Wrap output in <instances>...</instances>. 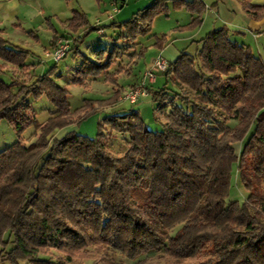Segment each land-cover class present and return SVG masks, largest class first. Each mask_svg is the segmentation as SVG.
I'll return each instance as SVG.
<instances>
[{
    "label": "trees",
    "instance_id": "1",
    "mask_svg": "<svg viewBox=\"0 0 264 264\" xmlns=\"http://www.w3.org/2000/svg\"><path fill=\"white\" fill-rule=\"evenodd\" d=\"M168 2L198 13L187 28L201 24L203 0H153L109 24H91L74 9L66 20L70 36L53 34L54 47L71 40L62 59L81 57L70 71L72 84L101 75L113 84L111 98L87 99L85 108L120 101L118 75L129 68H110L124 55L143 56L145 46L129 50L149 34L157 15L169 12ZM242 2L253 18H264V4ZM106 28L121 31L114 42L99 39L89 52L80 49ZM31 54L0 30V121L18 135L36 129L29 143L19 139L0 150V252L9 264H58L41 253L89 243L131 260L159 251L195 264H264V59L250 46L233 40L226 27L213 29L195 53L183 50L169 63L163 87L151 89L155 111L166 119L162 129L149 128L137 109H119L99 123L94 137L75 130L50 137L79 122L85 109L72 111L69 89L53 77L62 59L35 73L39 63L28 61ZM9 65L29 79L3 76ZM27 96H46L53 104L45 122ZM115 133L127 141L122 155L108 147ZM234 167L249 192L243 202L230 197Z\"/></svg>",
    "mask_w": 264,
    "mask_h": 264
},
{
    "label": "rangeland",
    "instance_id": "2",
    "mask_svg": "<svg viewBox=\"0 0 264 264\" xmlns=\"http://www.w3.org/2000/svg\"><path fill=\"white\" fill-rule=\"evenodd\" d=\"M16 1L18 3L19 14L17 20L18 22L23 24L26 30L29 31L27 32L26 37L15 33V26H13V24H11L6 19V15L1 12V17L4 20L2 26L7 27L6 31H4L3 36L10 41L18 42L22 46H26L28 49L38 51V53H34L33 51H31L32 54L30 61H37L38 59H42V65H44L43 67H45V69L39 70L38 72L36 71V66L34 72L43 73L55 64L54 60H49L50 58H52L51 56L54 49H56L51 45L53 34L55 32H58L59 34L70 36V31L66 29L68 27L65 25V18L69 15H72L74 9H80V0H13V2ZM82 1L85 2L84 4L86 5V7L91 10L92 3L89 0ZM90 16L91 18H95L92 14ZM94 36L97 35L94 34L93 37ZM61 37L64 36L61 35ZM61 43H68V45L70 46L71 40L62 38ZM91 43L95 45L96 43H98V40L94 39L93 41H91ZM87 46L88 44H85V46H80V49L83 50V52H86L88 49ZM160 58L165 59L163 57ZM131 61L132 60L130 59V62ZM79 62H81V57L73 59L72 55L67 56L57 63L56 72L53 77L57 81L63 80L62 82L65 86L68 85L70 91L69 101L72 111L85 109L81 113L83 114V118H81L79 122H75L63 129L55 130L50 135V137H61L66 132L72 130H75L80 134L94 137L98 132L99 123H101L107 115L119 109H137L139 110L141 117L144 119L146 125L149 126V128H152L154 130L162 129L163 123L166 121V119L164 115L155 111V104L150 93L151 89L149 87L146 88L147 84L144 83L136 84L133 87L131 86L125 92L121 93V96L119 98L120 101L115 105H98L97 110L95 111H90V108L88 107L85 108L87 99L106 100L113 96L114 90L111 88L110 83L107 85L105 80H103V75H101L100 79L98 80H93L92 78L89 79V83H87L86 85L72 84L69 80V74L70 71L73 72V70H75ZM112 67L115 66L113 65ZM153 69L154 65L153 67L148 69L147 72ZM144 70L145 69L143 67H139L133 74L123 75L121 77L120 83L124 86H128L136 80L137 76L138 78H141L144 74ZM147 72L145 74V77H147ZM6 74L18 77L20 79H29L28 74L26 75L23 70H19V68L13 66L8 68ZM58 74L62 75L58 76ZM147 79L150 81L155 80H151L149 77H147ZM165 82V73H158L157 83L153 85V89H159L163 87ZM140 86H142L144 92L137 97L135 102H132L125 98L124 95H126L131 88L136 89L137 87L140 88ZM26 99L31 102L33 109L37 111V118L40 122L45 121L49 118L48 111L51 106L53 107V104L48 100L46 96H42L37 100L33 99L32 96H27ZM35 130L36 129L34 128V126H29L20 135H18V132L14 127H12L6 120H1L0 150L19 139H21L25 143H29L35 138ZM108 147L113 154L122 155L126 151L128 145L123 135L115 133L113 136H110L108 138ZM248 194V190L241 183L239 173L237 172L236 167H234L230 197L243 202ZM44 251L46 252V254L43 255V253H41L42 257H49L52 260L58 261V264H195L198 262L188 259L176 260L166 255L164 252L159 251L131 260L123 256L120 251L114 248H106L100 244L94 243H89L87 246L77 250H61L57 246L47 248ZM0 264H9L3 251L0 252Z\"/></svg>",
    "mask_w": 264,
    "mask_h": 264
},
{
    "label": "crops",
    "instance_id": "3",
    "mask_svg": "<svg viewBox=\"0 0 264 264\" xmlns=\"http://www.w3.org/2000/svg\"><path fill=\"white\" fill-rule=\"evenodd\" d=\"M89 1L93 4H91V10L86 7L84 4L85 2L82 0H80V9L78 10L83 11L88 15L91 24L100 25L109 24L113 21L127 20L139 10L150 5L153 0ZM203 2L206 5V9L201 15L202 22L199 26L194 28H187V25H189L191 21L198 16V13H192L185 8L174 9L172 8V3L168 2L171 6L169 12L167 14L163 13L157 15L153 20L149 34L146 36H139L137 38V44L134 45L133 49L129 50L133 53V51H138L140 47L145 46L146 51L143 56H134L133 60L130 62V58L124 55L123 58L119 59L118 62L115 63L116 65L113 64L115 67H112L113 65L111 66L113 69L110 68V71L116 70L119 64L125 68H129V72L126 73L124 71L118 75V83L124 88L123 92L131 86L133 87L134 85L140 83L147 84V86L145 85L146 88L149 87L150 89H153V85L157 83V77L154 81H150L147 77H145V74L148 69L153 67L156 59L163 57L170 63L174 61L183 50L195 53L201 47L207 34L213 29L219 27H226L233 40L250 46L256 55H259L264 59V18H253L243 6L242 0H203ZM251 2L257 5L264 4V0H251ZM1 12L4 13L6 15V19L13 24V26H15L14 32L26 37L29 30H26L23 24L17 20L19 17L17 1L13 2V0H0V13ZM91 14L94 15L93 17L95 18H91ZM70 16L71 15L65 18V22ZM3 21L4 20L0 14V30L2 35H4V31L7 29L6 26H2ZM65 25L67 26V23ZM66 29L70 31L68 28ZM120 32L121 31L119 29L115 28L100 29L97 32L90 34L80 46H85V44L92 46L93 44L91 41L94 39H102L105 42H114ZM94 34L97 36L93 37ZM58 35L61 37V35L64 34L58 33ZM164 35L165 39L163 43L161 45H157V38L163 37ZM11 42L14 45L28 49L26 46H22L18 42ZM121 42L122 41H118L117 43ZM88 51L89 50L87 49L86 52ZM33 52L38 53L36 50ZM30 58L31 56L28 59L30 63H39L37 64L36 71L39 72V70L45 69V67H43L44 65H42V59L30 61ZM72 58L77 59L78 57L72 55ZM49 60L54 59L50 58ZM9 67H12V65H9L3 70V76L6 78H9V75L6 74ZM139 67H143L145 69L141 78H138L137 76L136 80L128 86H124L120 83L123 75L133 74ZM30 71H32V69ZM59 75L62 74H58V76ZM98 79H100V76L97 77V80ZM62 81L63 80H58L60 84L64 85ZM105 82L107 85L110 83L107 81ZM110 85L113 89V84L110 83ZM66 87L68 88V85H66ZM53 109L54 108L52 106L49 108V116Z\"/></svg>",
    "mask_w": 264,
    "mask_h": 264
},
{
    "label": "built area",
    "instance_id": "4",
    "mask_svg": "<svg viewBox=\"0 0 264 264\" xmlns=\"http://www.w3.org/2000/svg\"><path fill=\"white\" fill-rule=\"evenodd\" d=\"M61 42H62V39H59L58 45L55 47L56 49H54L53 54L51 56L52 59H54L55 61H59L60 59H62L69 48L68 43L63 44ZM168 66L169 64L165 59H162V58L157 59L154 64V69L147 72V77H149L151 80L155 79L158 73L165 72ZM143 92H144L143 88L142 86H140V88L137 87L136 89L131 88L129 92H127V94L124 96L127 100L135 102L137 97Z\"/></svg>",
    "mask_w": 264,
    "mask_h": 264
}]
</instances>
